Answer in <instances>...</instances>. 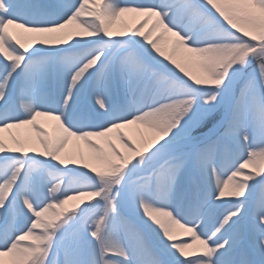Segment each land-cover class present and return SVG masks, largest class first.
I'll return each instance as SVG.
<instances>
[{"label": "snow or ice", "instance_id": "snow-or-ice-1", "mask_svg": "<svg viewBox=\"0 0 264 264\" xmlns=\"http://www.w3.org/2000/svg\"><path fill=\"white\" fill-rule=\"evenodd\" d=\"M0 264H264V0H0Z\"/></svg>", "mask_w": 264, "mask_h": 264}, {"label": "bare ground", "instance_id": "bare-ground-1", "mask_svg": "<svg viewBox=\"0 0 264 264\" xmlns=\"http://www.w3.org/2000/svg\"><path fill=\"white\" fill-rule=\"evenodd\" d=\"M129 16H130V14H126V15H125V21L129 24V26H131L132 21L130 20ZM117 23L119 24V22H117ZM45 119H46V118L40 117V118H38V122H39V121H44ZM54 123H55L54 121H49V122H47V128H48V131H49L50 134L53 133V127H52V125H53ZM131 130H132L131 128H128V129H127V131H129L133 136H135V133H134L133 131L131 132ZM12 131H20V132H22V133H30V126H26L25 128L20 129V130H12ZM136 138L139 139L138 137H136ZM72 142H74V143L72 144L73 147H74V145H75V143H76L81 149L85 150L82 141L70 140V141H69V144H68V148H69L70 151H74V150L71 148V143H72ZM70 203H71V201L68 202L69 205H71ZM175 232L178 234V236H179L180 238H183V239H185V240H188L189 236H188L187 233H185V232L183 231V229H179V228H177V229L175 230Z\"/></svg>", "mask_w": 264, "mask_h": 264}, {"label": "rangeland", "instance_id": "rangeland-1", "mask_svg": "<svg viewBox=\"0 0 264 264\" xmlns=\"http://www.w3.org/2000/svg\"><path fill=\"white\" fill-rule=\"evenodd\" d=\"M138 126H136V125H130L128 128H131L132 130H131V132L133 131L134 133H135V129L137 128ZM74 142H72L71 143V148L75 151L76 149H80V150H83V149H81L76 143H75V145H74V147H73V144ZM73 203H75V201H71V203L70 204H73ZM68 206H70L69 204L68 205H66V207H68Z\"/></svg>", "mask_w": 264, "mask_h": 264}]
</instances>
